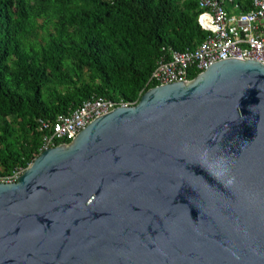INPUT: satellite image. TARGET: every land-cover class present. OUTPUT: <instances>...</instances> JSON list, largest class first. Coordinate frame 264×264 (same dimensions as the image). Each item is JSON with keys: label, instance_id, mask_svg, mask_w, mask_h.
<instances>
[{"label": "water", "instance_id": "water-1", "mask_svg": "<svg viewBox=\"0 0 264 264\" xmlns=\"http://www.w3.org/2000/svg\"><path fill=\"white\" fill-rule=\"evenodd\" d=\"M0 264H264V62L152 86L1 182Z\"/></svg>", "mask_w": 264, "mask_h": 264}, {"label": "trees", "instance_id": "trees-1", "mask_svg": "<svg viewBox=\"0 0 264 264\" xmlns=\"http://www.w3.org/2000/svg\"><path fill=\"white\" fill-rule=\"evenodd\" d=\"M201 12L198 0H0V175L38 156L39 119L90 97L134 105L161 57L203 40Z\"/></svg>", "mask_w": 264, "mask_h": 264}, {"label": "built area", "instance_id": "built-area-1", "mask_svg": "<svg viewBox=\"0 0 264 264\" xmlns=\"http://www.w3.org/2000/svg\"><path fill=\"white\" fill-rule=\"evenodd\" d=\"M202 9L198 22L207 31L203 40L193 48L171 51V58L161 57L152 70L147 84L153 86L189 81L213 63L227 58H249L264 62V0H250L242 10L237 3L228 7L225 0H198ZM152 82V83H151ZM133 105L114 103L103 97H90L68 113L58 114L52 121L39 119L43 150L68 143L96 117L117 106ZM25 168H14L0 175V183L15 182Z\"/></svg>", "mask_w": 264, "mask_h": 264}, {"label": "clouds", "instance_id": "clouds-1", "mask_svg": "<svg viewBox=\"0 0 264 264\" xmlns=\"http://www.w3.org/2000/svg\"><path fill=\"white\" fill-rule=\"evenodd\" d=\"M26 169V168H25Z\"/></svg>", "mask_w": 264, "mask_h": 264}]
</instances>
